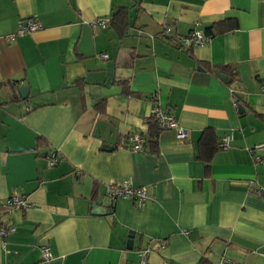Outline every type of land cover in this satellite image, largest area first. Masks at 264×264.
Masks as SVG:
<instances>
[{"label":"crops","instance_id":"1","mask_svg":"<svg viewBox=\"0 0 264 264\" xmlns=\"http://www.w3.org/2000/svg\"><path fill=\"white\" fill-rule=\"evenodd\" d=\"M122 8L124 36L111 24ZM27 18L43 28L9 41ZM101 18L109 26L92 29ZM197 22L216 33L181 48ZM223 66L237 77L221 80ZM14 81L26 100L10 101ZM4 103L0 222L16 232L0 238V264H140L150 247L148 264H264V149L262 162L250 152L264 143V0H0ZM156 106L190 137L166 130L154 150L124 147L134 133L148 141ZM207 129L219 143L233 135L209 168L198 159ZM123 182L147 188L142 206L110 204L105 187ZM14 195L32 207L6 210Z\"/></svg>","mask_w":264,"mask_h":264},{"label":"built area","instance_id":"2","mask_svg":"<svg viewBox=\"0 0 264 264\" xmlns=\"http://www.w3.org/2000/svg\"><path fill=\"white\" fill-rule=\"evenodd\" d=\"M110 24L109 18H101L96 19L91 23L92 29L96 28H103L106 29ZM200 23H196L194 29L190 31L187 35L180 36L177 40L178 45L186 50H190L196 47H202L208 44L211 41V36L207 35L204 30L200 29ZM43 28L42 24L35 18H28L22 20L17 30L12 33L11 35L7 36L6 38L9 41H14L18 36H24L26 34L35 32L39 29ZM170 29L167 30L169 32ZM107 58V55L103 56ZM154 115L156 116L159 125L162 130H173L176 132V138L179 141H185L191 135L190 130L182 127L176 118L166 110L156 106L154 110ZM233 141L232 132L224 136L220 143L219 147L221 150H227L231 146V142ZM144 144L145 138L140 133H134L127 137L126 143L124 147L130 148L133 152H144ZM264 149V143L258 144L254 146L250 152L254 155V160L256 162H262L263 158L257 154L258 151ZM48 166L49 167H56L61 162V156L54 151L51 152L47 156ZM105 196L107 197L110 204L114 205L119 199L127 198L132 200L136 206L140 207L143 205L145 200L148 197V191L145 187L134 188L128 182H123L119 185H107L105 187ZM259 195L264 196V190H260L258 192ZM3 207L8 211L13 210H24L32 207V203L27 200L24 196L14 195L8 198ZM16 232V228L14 226H10L0 222V238H5L6 236L13 234ZM164 246L163 242H159L155 248H161ZM154 250V247L147 248L140 252L141 261L140 264H148V258L150 253ZM41 255L42 259L46 262H49L54 259V256L50 250L49 246H42L41 247ZM163 264H170L168 262H164ZM217 264H240L235 261L229 259H223Z\"/></svg>","mask_w":264,"mask_h":264},{"label":"trees","instance_id":"3","mask_svg":"<svg viewBox=\"0 0 264 264\" xmlns=\"http://www.w3.org/2000/svg\"><path fill=\"white\" fill-rule=\"evenodd\" d=\"M111 24L112 26L116 27L120 34L122 36L125 35L126 30L128 29V16H127V10L122 8L120 10H117L111 18ZM234 27V26H233ZM232 27V28H233ZM206 33L208 35H214L216 31L212 30V28H209ZM220 71L224 73L225 75L227 74L229 77L232 79H235L237 77L236 72L234 71V68L232 66H223L219 67ZM13 85L15 86V93L11 97L12 102L16 101H22V97L18 92L20 82L19 81H14L12 82ZM128 92V91H126ZM6 103L1 104L0 107L5 106ZM149 125V139L148 141L145 140L144 144V151L146 149V146L149 145L152 150L155 149L156 143H157V138L163 132L164 130L161 129L159 122L156 118L155 115H153L150 120L148 121ZM44 141L39 138L38 139V146H42ZM220 150L219 147V142L217 139V136L212 129H207L203 132L200 141H199V146H198V159L204 161L207 164V167L209 168V164L214 156V154Z\"/></svg>","mask_w":264,"mask_h":264},{"label":"water","instance_id":"4","mask_svg":"<svg viewBox=\"0 0 264 264\" xmlns=\"http://www.w3.org/2000/svg\"><path fill=\"white\" fill-rule=\"evenodd\" d=\"M198 69H202L201 67H199ZM215 74L224 82H230L231 79L226 76L225 74H223L220 70H216ZM19 94L21 95L23 100H26L28 98L29 95V88L26 86H22L18 89ZM239 112H241L242 114H244V107L239 105ZM112 149V148H111ZM131 235H133V232L131 233Z\"/></svg>","mask_w":264,"mask_h":264},{"label":"rangeland","instance_id":"5","mask_svg":"<svg viewBox=\"0 0 264 264\" xmlns=\"http://www.w3.org/2000/svg\"><path fill=\"white\" fill-rule=\"evenodd\" d=\"M28 19V18H27Z\"/></svg>","mask_w":264,"mask_h":264}]
</instances>
